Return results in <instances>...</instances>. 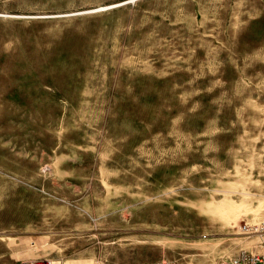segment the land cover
Instances as JSON below:
<instances>
[{
    "label": "rangeland",
    "instance_id": "rangeland-1",
    "mask_svg": "<svg viewBox=\"0 0 264 264\" xmlns=\"http://www.w3.org/2000/svg\"><path fill=\"white\" fill-rule=\"evenodd\" d=\"M264 258V0H0V264Z\"/></svg>",
    "mask_w": 264,
    "mask_h": 264
},
{
    "label": "built area",
    "instance_id": "built-area-1",
    "mask_svg": "<svg viewBox=\"0 0 264 264\" xmlns=\"http://www.w3.org/2000/svg\"><path fill=\"white\" fill-rule=\"evenodd\" d=\"M25 264H54L50 261H44L43 263H38V261H31ZM149 264V263H146ZM219 264H264V258L251 257V258H240V259H231L227 261L220 262Z\"/></svg>",
    "mask_w": 264,
    "mask_h": 264
}]
</instances>
